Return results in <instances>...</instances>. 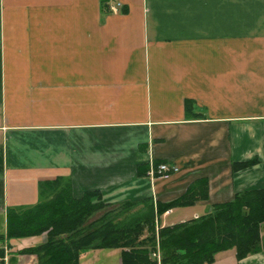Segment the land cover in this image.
<instances>
[{
    "label": "crops",
    "instance_id": "obj_1",
    "mask_svg": "<svg viewBox=\"0 0 264 264\" xmlns=\"http://www.w3.org/2000/svg\"><path fill=\"white\" fill-rule=\"evenodd\" d=\"M56 177L133 213L206 178L160 226L264 188V0H0V233ZM5 240L4 264H37L20 250L41 234ZM208 264H264V247Z\"/></svg>",
    "mask_w": 264,
    "mask_h": 264
},
{
    "label": "trees",
    "instance_id": "obj_2",
    "mask_svg": "<svg viewBox=\"0 0 264 264\" xmlns=\"http://www.w3.org/2000/svg\"><path fill=\"white\" fill-rule=\"evenodd\" d=\"M254 161L233 162L232 169ZM207 188V179L198 178L178 198L133 213L132 202L108 208L98 190L85 191L76 198L68 181L61 177L46 180L40 184L36 203L7 210L6 231L0 233V264H4L5 239L43 231L47 232L45 241L20 250L36 255L37 264H80L81 253L96 248H119L121 264H155L150 252L156 241L161 264L212 263L217 252L232 247L237 260L261 251L264 188L236 192L232 200L214 203L209 212L197 217L172 225L157 224L164 210L206 198Z\"/></svg>",
    "mask_w": 264,
    "mask_h": 264
},
{
    "label": "rangeland",
    "instance_id": "obj_3",
    "mask_svg": "<svg viewBox=\"0 0 264 264\" xmlns=\"http://www.w3.org/2000/svg\"><path fill=\"white\" fill-rule=\"evenodd\" d=\"M98 215L99 213H96L95 215L92 216V218L97 217ZM157 228L158 227L156 226V230ZM41 235H42L43 241H45L47 238V232L43 231ZM260 235H261V245L263 249L264 247V222L261 223L260 225ZM4 248L6 252V246H4ZM6 254L7 253H5L2 258L4 262H5V258H7ZM150 256L152 259L155 260V264H161V253H160L159 243L157 241H156L154 249H152L150 252ZM118 257H119V253L117 252V248H104V249H99L96 251L89 250V253H87V255H84L82 257L81 264H119Z\"/></svg>",
    "mask_w": 264,
    "mask_h": 264
},
{
    "label": "built area",
    "instance_id": "obj_4",
    "mask_svg": "<svg viewBox=\"0 0 264 264\" xmlns=\"http://www.w3.org/2000/svg\"><path fill=\"white\" fill-rule=\"evenodd\" d=\"M111 9L116 10V7L111 6ZM152 170H154L152 171L153 173H157V175L159 176L167 177L171 173L178 171V167L174 165H170L166 162H161L157 164ZM5 261H6V258H5ZM203 264H208V262H203Z\"/></svg>",
    "mask_w": 264,
    "mask_h": 264
}]
</instances>
